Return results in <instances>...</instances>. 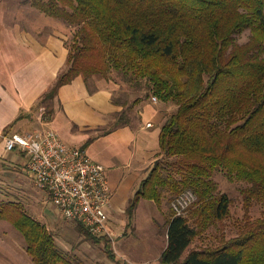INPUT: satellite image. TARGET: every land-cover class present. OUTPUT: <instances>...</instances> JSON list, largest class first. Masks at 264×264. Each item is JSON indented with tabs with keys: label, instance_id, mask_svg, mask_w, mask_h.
<instances>
[{
	"label": "trees",
	"instance_id": "trees-1",
	"mask_svg": "<svg viewBox=\"0 0 264 264\" xmlns=\"http://www.w3.org/2000/svg\"><path fill=\"white\" fill-rule=\"evenodd\" d=\"M32 4L76 27L65 67L37 106L48 107L58 88L79 75L89 85L94 78L110 80L115 72L113 80L124 95L113 102L122 109L99 133L132 126L153 96L169 109L160 127L158 157L125 208L127 227L134 230L139 201L159 203L166 197L171 212L159 263L264 264V219L247 221L237 238L220 246L190 249L206 221L229 212L232 199L218 191L217 173L243 182L246 210L254 201L264 207V0ZM245 30L248 40L238 43L236 35ZM185 191L194 195L187 216L172 206ZM0 217L22 234L35 264H77L57 249L52 233L21 203L0 201ZM106 252L113 264H126L111 248Z\"/></svg>",
	"mask_w": 264,
	"mask_h": 264
},
{
	"label": "crops",
	"instance_id": "crops-1",
	"mask_svg": "<svg viewBox=\"0 0 264 264\" xmlns=\"http://www.w3.org/2000/svg\"><path fill=\"white\" fill-rule=\"evenodd\" d=\"M8 18L0 8V201H6L3 195L7 189L2 182L9 179L7 176L19 182L23 177L34 184L24 169L23 151L19 147L7 151L3 136L43 133L51 128L65 143L84 148L94 161L105 166L112 192L108 225L119 231L118 224H126L129 196L158 157L160 127L169 109L150 100L140 109V120L132 126L99 133L110 127L113 115L122 109L113 102L112 91L117 86L96 78L87 85L81 75L60 86L48 107L37 106L65 67L68 49L63 33L53 28L47 31L44 24L11 26ZM8 201L19 202L24 208L21 201ZM142 205L143 199L136 208L135 233L141 224L138 210ZM147 217L155 227L154 216ZM50 218L55 219L54 215ZM0 221V264H35L26 252L22 234L7 219L0 217ZM11 226L16 232L7 237L6 231H13Z\"/></svg>",
	"mask_w": 264,
	"mask_h": 264
},
{
	"label": "rangeland",
	"instance_id": "rangeland-1",
	"mask_svg": "<svg viewBox=\"0 0 264 264\" xmlns=\"http://www.w3.org/2000/svg\"><path fill=\"white\" fill-rule=\"evenodd\" d=\"M32 1L0 0L1 11L5 15V19L9 17V25L19 24L21 27H27L28 24H34L42 27L44 24L47 31L54 29L63 33L64 44L69 49L75 36L76 27L71 26L60 17L49 15L40 7L32 4ZM249 35V30H245L236 35V41L244 43L248 40ZM115 77L117 78V75L114 72L111 75L112 80L107 79L117 86L112 91L114 99L124 95L120 85L113 80ZM96 79L106 80L105 78ZM157 101L160 102L158 99ZM167 105H170L168 106L170 110L174 108L172 104ZM7 177L9 179L2 182L7 189L3 199L21 201L29 215L46 224L54 236L57 249L77 264H113L106 252L110 248L115 253V258L126 264H160L158 258L166 246L167 221L171 212L166 197L165 199L162 198L159 203L143 200L144 205L138 210L141 224H139L140 227L136 233L129 225L127 227V224H118L120 229L117 243L112 246L108 239V245L104 238L95 241L97 238L86 235L76 222L63 218L59 210L50 201L47 192L36 187L30 180L27 181L26 178L22 177V182H19L18 180H11L10 176ZM214 181L217 183L218 191L226 193L232 199L229 204V212L225 217L217 219L213 223L209 220L206 221L199 234L192 240L190 249H211L220 246L231 238H237L247 221L264 219V207L259 202L254 201L248 210L243 207L240 192L243 182L228 180L222 173H217ZM149 212L151 214H147ZM188 214L189 210H184L183 215L187 216ZM53 215L54 220L50 218ZM148 215L154 216L155 227L147 221ZM11 229L13 231H6L5 236H12L16 232L12 226ZM0 236L3 235L0 233ZM109 245L110 248L108 249Z\"/></svg>",
	"mask_w": 264,
	"mask_h": 264
},
{
	"label": "built area",
	"instance_id": "built-area-1",
	"mask_svg": "<svg viewBox=\"0 0 264 264\" xmlns=\"http://www.w3.org/2000/svg\"><path fill=\"white\" fill-rule=\"evenodd\" d=\"M3 139L7 151L15 147L23 151L24 169L34 185L47 192L63 218L116 245L118 231L108 225L112 192L103 164L94 161L84 148L65 143L51 128L43 133H11ZM193 199L191 191L179 195L172 202L176 214H183Z\"/></svg>",
	"mask_w": 264,
	"mask_h": 264
}]
</instances>
